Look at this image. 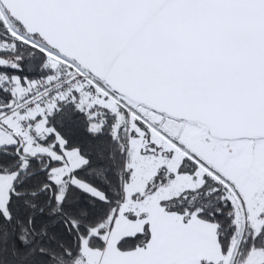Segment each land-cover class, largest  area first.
Returning a JSON list of instances; mask_svg holds the SVG:
<instances>
[{
	"label": "snow or ice",
	"instance_id": "snow-or-ice-1",
	"mask_svg": "<svg viewBox=\"0 0 264 264\" xmlns=\"http://www.w3.org/2000/svg\"><path fill=\"white\" fill-rule=\"evenodd\" d=\"M0 264H264V0H0Z\"/></svg>",
	"mask_w": 264,
	"mask_h": 264
}]
</instances>
